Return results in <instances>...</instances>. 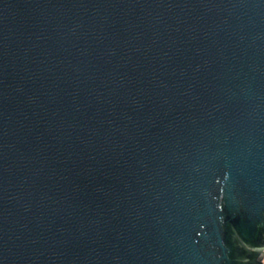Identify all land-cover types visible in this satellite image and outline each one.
I'll return each mask as SVG.
<instances>
[{"label":"water","instance_id":"1","mask_svg":"<svg viewBox=\"0 0 264 264\" xmlns=\"http://www.w3.org/2000/svg\"><path fill=\"white\" fill-rule=\"evenodd\" d=\"M264 0H0V264H264Z\"/></svg>","mask_w":264,"mask_h":264},{"label":"built area","instance_id":"2","mask_svg":"<svg viewBox=\"0 0 264 264\" xmlns=\"http://www.w3.org/2000/svg\"><path fill=\"white\" fill-rule=\"evenodd\" d=\"M264 262V261H263Z\"/></svg>","mask_w":264,"mask_h":264}]
</instances>
